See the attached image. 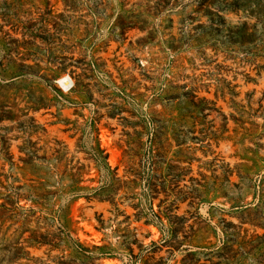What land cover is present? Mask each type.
I'll use <instances>...</instances> for the list:
<instances>
[{
  "label": "rangeland",
  "instance_id": "374dc122",
  "mask_svg": "<svg viewBox=\"0 0 264 264\" xmlns=\"http://www.w3.org/2000/svg\"><path fill=\"white\" fill-rule=\"evenodd\" d=\"M0 117V264H264V0H0Z\"/></svg>",
  "mask_w": 264,
  "mask_h": 264
},
{
  "label": "built area",
  "instance_id": "2783aa9c",
  "mask_svg": "<svg viewBox=\"0 0 264 264\" xmlns=\"http://www.w3.org/2000/svg\"><path fill=\"white\" fill-rule=\"evenodd\" d=\"M62 83L65 84L66 87H71V85H72V82L69 78H64L62 80Z\"/></svg>",
  "mask_w": 264,
  "mask_h": 264
},
{
  "label": "trees",
  "instance_id": "16d2710c",
  "mask_svg": "<svg viewBox=\"0 0 264 264\" xmlns=\"http://www.w3.org/2000/svg\"><path fill=\"white\" fill-rule=\"evenodd\" d=\"M1 120H4V118H3V117H2V118L0 117V121H1Z\"/></svg>",
  "mask_w": 264,
  "mask_h": 264
}]
</instances>
